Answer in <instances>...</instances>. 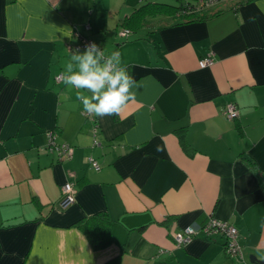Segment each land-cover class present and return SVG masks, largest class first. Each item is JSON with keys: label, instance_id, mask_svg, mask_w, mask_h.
<instances>
[{"label": "crops", "instance_id": "1", "mask_svg": "<svg viewBox=\"0 0 264 264\" xmlns=\"http://www.w3.org/2000/svg\"><path fill=\"white\" fill-rule=\"evenodd\" d=\"M148 2L179 4L0 0V264L264 261V0L223 3L194 21L148 16L138 39L120 37ZM76 28L105 55L119 51L136 81L122 116L97 117V145L80 90L57 79ZM210 51L215 63L200 67ZM229 102L234 119L223 113ZM51 131L74 147L71 159L45 150ZM68 181L76 200L63 208ZM101 211L112 238L95 246L76 222ZM211 216L239 229L244 259L228 255L219 232L177 246L178 231Z\"/></svg>", "mask_w": 264, "mask_h": 264}, {"label": "clouds", "instance_id": "2", "mask_svg": "<svg viewBox=\"0 0 264 264\" xmlns=\"http://www.w3.org/2000/svg\"><path fill=\"white\" fill-rule=\"evenodd\" d=\"M249 19L255 22L256 18ZM62 79L66 85L80 90L77 99L89 116H122L129 104L136 102L135 93L131 91L136 81L122 66L120 52L106 56L94 42L87 44L83 52L74 50Z\"/></svg>", "mask_w": 264, "mask_h": 264}, {"label": "built area", "instance_id": "3", "mask_svg": "<svg viewBox=\"0 0 264 264\" xmlns=\"http://www.w3.org/2000/svg\"><path fill=\"white\" fill-rule=\"evenodd\" d=\"M198 1L201 3L206 2L207 7H209L210 5L214 3L219 2V0H198ZM222 1L232 2L235 0H222ZM184 9H182L184 10L183 13H181L182 11H180L177 14L181 16V15H188L192 12L190 10L191 7L188 8V5ZM201 9H202V6L197 7V10H201ZM86 28L89 29L90 24H87ZM74 33H75V36H77L80 39V42L76 44V46H74V50L79 49L81 52H83L87 44L94 42V40L91 38L83 37L81 32H79L77 28L75 29ZM131 34H132L131 29L126 28V27H122L119 30L120 37L127 38ZM214 63H215V58H214L213 51H210L206 56L202 57L199 60L200 67H208V66L213 65ZM57 79L61 80L62 74L59 75ZM223 113L229 119H234L239 115V108L236 103L229 102L223 107ZM85 116L93 123V126H92V133L94 137L93 143L94 145H97L100 143V140H99L100 125L97 122V117L89 116L86 113H85ZM56 139L57 138H56L55 132L54 131L49 132V141H48V145L45 148V150L51 153H56L58 159H60L61 161L71 159L74 153V147L67 142L61 143L57 141ZM89 162L93 168L95 169L100 168V164L94 157L92 156L89 157ZM75 193H76V188H75V184L72 181H68L64 183L62 186V197L59 201V205L63 208H66L70 204L74 203L76 200ZM200 231H205L208 234L212 232L221 233L222 235L226 237L225 248H226L228 255L232 259L237 260V261L244 259V251H243V246L240 240L239 229L233 224H230L228 222L219 221L214 216H211L205 225H202V226L189 225L185 227L184 229L178 231L175 234V240L177 242V246L186 244L194 236H197Z\"/></svg>", "mask_w": 264, "mask_h": 264}, {"label": "trees", "instance_id": "4", "mask_svg": "<svg viewBox=\"0 0 264 264\" xmlns=\"http://www.w3.org/2000/svg\"><path fill=\"white\" fill-rule=\"evenodd\" d=\"M244 1L245 0H235L232 2H228V1L219 0V2L214 3L210 5L209 7H207L206 2L201 3L198 0H181L178 6H173L168 3L148 2L142 5L141 7L137 8L128 17H126L123 20L121 27H119V29H121L122 27L129 28L131 29L132 34H133V32L139 31L146 24L148 16H154L160 13H168V14L173 13L175 14V17L177 19H185L188 21L207 19L209 17H212L224 11L222 9L217 10V11H211V9L214 8L215 6L226 3L230 5V8L237 9L241 5V3H243ZM187 5H188V8L191 7L190 10L192 12L188 15H181V16L178 15L177 14L178 12L182 11L181 13H183V11L186 10L184 8ZM198 6H202V9L197 10ZM130 36H128L127 39H129ZM202 68H205V67H202ZM63 161H66V160H63ZM76 223H78L80 226H82L86 230L88 236L90 237L91 241L93 242L95 246H101V245H104L105 243L107 244L112 238V234L109 228V215L105 211H101L94 215L84 217L78 220V222ZM88 224L91 227L88 226ZM108 264H120L119 258L117 257V258L110 260Z\"/></svg>", "mask_w": 264, "mask_h": 264}, {"label": "rangeland", "instance_id": "5", "mask_svg": "<svg viewBox=\"0 0 264 264\" xmlns=\"http://www.w3.org/2000/svg\"><path fill=\"white\" fill-rule=\"evenodd\" d=\"M170 3H172V4H177V3H179V0H170ZM140 33L139 32H134L133 33V35H131V39L133 40H135V39H138L139 37H140V35H139Z\"/></svg>", "mask_w": 264, "mask_h": 264}, {"label": "water", "instance_id": "6", "mask_svg": "<svg viewBox=\"0 0 264 264\" xmlns=\"http://www.w3.org/2000/svg\"><path fill=\"white\" fill-rule=\"evenodd\" d=\"M250 261L252 263H258V264H264V261L259 260L258 257L256 255H250Z\"/></svg>", "mask_w": 264, "mask_h": 264}]
</instances>
